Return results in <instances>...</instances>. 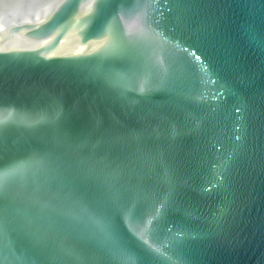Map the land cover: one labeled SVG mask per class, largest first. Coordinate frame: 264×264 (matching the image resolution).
<instances>
[{"label":"water","instance_id":"water-1","mask_svg":"<svg viewBox=\"0 0 264 264\" xmlns=\"http://www.w3.org/2000/svg\"><path fill=\"white\" fill-rule=\"evenodd\" d=\"M0 264H264V0H0Z\"/></svg>","mask_w":264,"mask_h":264}]
</instances>
